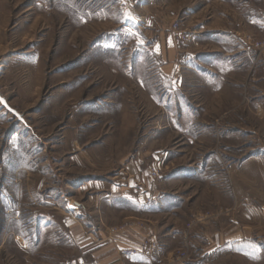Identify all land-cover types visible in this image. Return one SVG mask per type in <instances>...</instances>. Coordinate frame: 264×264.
I'll use <instances>...</instances> for the list:
<instances>
[{
	"label": "crops",
	"instance_id": "crops-1",
	"mask_svg": "<svg viewBox=\"0 0 264 264\" xmlns=\"http://www.w3.org/2000/svg\"><path fill=\"white\" fill-rule=\"evenodd\" d=\"M263 6L264 0L185 3L179 15L189 40L178 43L168 27L136 36L139 53L132 60L137 71L127 74L114 100H69L68 137L60 144L67 163L84 174L61 191L59 180L57 186L49 184L53 172L41 171L36 185L51 186L52 200H44L45 207L60 210L59 202L65 208L72 201L75 208L37 220L34 235L11 231L12 241L20 240L21 259L31 264H171V251L183 243L184 224L221 207L232 211L189 231L192 253L183 264H211L247 250L251 218L256 224L264 219V151L253 153L264 139L251 124L254 118L264 125V55L241 39L244 34L264 38ZM203 9L210 16L201 17ZM146 52L152 56L149 66ZM130 81L157 109L148 122L141 123L139 105L129 99ZM222 112L230 114L218 132L213 118ZM98 129L100 136L91 139ZM14 152L2 153L3 158L26 157ZM157 158L165 162L161 178L147 169ZM13 166L20 178L30 171L25 163ZM110 172L109 180L93 178ZM45 224L53 225L49 233Z\"/></svg>",
	"mask_w": 264,
	"mask_h": 264
},
{
	"label": "rangeland",
	"instance_id": "rangeland-1",
	"mask_svg": "<svg viewBox=\"0 0 264 264\" xmlns=\"http://www.w3.org/2000/svg\"><path fill=\"white\" fill-rule=\"evenodd\" d=\"M199 1L0 0V91L25 121V124L17 121L0 104V264L32 263L31 259L28 262L20 258L16 243L20 240L12 241L11 231L18 234L21 230L25 235H34L37 220L55 219L58 215L63 216L67 208H75L72 201L65 208L62 201L59 202L60 210L44 206L48 205L44 200H52L50 185L57 186L59 180V189L63 191L64 184L82 179L84 174L67 163V151L60 144L68 137L69 100L97 101L106 100L108 96L114 100L113 93L117 88H124L122 83H126L127 74L137 71L132 60L135 52L139 53L135 37L152 35L154 30L168 27L167 31L173 33L178 43L189 40V31L185 30L179 15L180 7ZM199 12L201 17L210 16L208 9ZM193 18L189 19V24L195 21ZM174 23L177 29L173 28ZM181 32H186L189 38L181 40ZM143 56L149 66L151 54L146 52ZM127 84L132 92L129 99L139 105L138 118L141 123L148 122L157 109L148 105L146 95L131 81ZM68 90L74 93L70 96ZM119 95L121 99L123 94L120 92ZM229 114L222 112L213 118L220 125L218 132ZM84 120H89L85 123L88 125L92 118ZM251 124L264 139V125L254 118ZM100 132L99 129L93 132L91 139L98 138ZM253 150V153H260L264 146L257 144ZM14 151L26 157L23 160L17 157L14 161L9 155L3 158V154ZM21 163L27 164L30 170L27 174L22 171V178L21 171H16L13 166ZM151 163L147 169L157 167L156 178H161L165 162L157 158ZM41 171L45 175L53 172L50 185H36ZM113 173H96L93 178L109 180ZM65 191L68 195L67 189ZM78 199L75 200H81ZM230 211L231 208L221 207L203 214L213 218ZM192 217L184 224L182 245L171 251V257L177 249L185 248L189 255L187 261L190 260L189 231L196 226L190 224ZM250 225L247 229L251 231V243L243 251L250 254L246 256L238 251L229 256L225 254L218 260L212 259L211 264H264V219L261 224H256L251 218ZM52 226L45 224L44 232L49 233ZM167 262L173 264L172 258Z\"/></svg>",
	"mask_w": 264,
	"mask_h": 264
},
{
	"label": "built area",
	"instance_id": "built-area-1",
	"mask_svg": "<svg viewBox=\"0 0 264 264\" xmlns=\"http://www.w3.org/2000/svg\"><path fill=\"white\" fill-rule=\"evenodd\" d=\"M262 16L264 17V6L261 10ZM173 28L177 29V24H173ZM179 38L181 40H186L189 38L188 34L186 32H181V34L179 35ZM242 42H244V44H246V46L249 47V49L253 50L254 52L257 53H262L264 55V38H257L255 36H252L250 34H245L243 36V38L241 39ZM158 168L152 166L149 169V173L153 178H156L158 176ZM147 201H149V198L147 199ZM209 217V216H208ZM207 216H205L204 214L202 216H193L191 219L190 224L191 225H196L200 222H202L203 220H206ZM184 243L186 244V242L184 241ZM151 247H155L156 244L151 243L150 244ZM125 253H130L132 252V250H124ZM189 255H188V251L185 248H180L177 249L176 252L174 253V255H172V257L170 256L169 258H172V263L173 264H183L185 263V261H187Z\"/></svg>",
	"mask_w": 264,
	"mask_h": 264
},
{
	"label": "water",
	"instance_id": "water-1",
	"mask_svg": "<svg viewBox=\"0 0 264 264\" xmlns=\"http://www.w3.org/2000/svg\"><path fill=\"white\" fill-rule=\"evenodd\" d=\"M0 104L1 106L7 110L9 113H11L17 121L24 122V118L20 112L17 111L14 107H12L6 98L0 93Z\"/></svg>",
	"mask_w": 264,
	"mask_h": 264
}]
</instances>
